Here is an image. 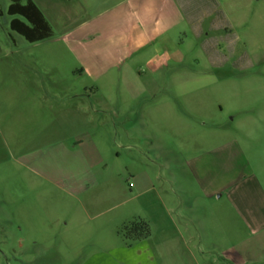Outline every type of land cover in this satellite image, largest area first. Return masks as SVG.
<instances>
[{"label": "rangeland", "instance_id": "374dc122", "mask_svg": "<svg viewBox=\"0 0 264 264\" xmlns=\"http://www.w3.org/2000/svg\"><path fill=\"white\" fill-rule=\"evenodd\" d=\"M9 2L0 0V264L264 262V0L185 14L160 75L114 70L81 97L86 127L55 129V139L46 122L77 84L60 87L62 64H22L43 44L9 29ZM28 81L37 88L23 90ZM134 220L146 237L120 233Z\"/></svg>", "mask_w": 264, "mask_h": 264}, {"label": "crops", "instance_id": "0c3cea01", "mask_svg": "<svg viewBox=\"0 0 264 264\" xmlns=\"http://www.w3.org/2000/svg\"><path fill=\"white\" fill-rule=\"evenodd\" d=\"M31 1L50 24L52 36L30 42L42 43L43 49L22 64L26 65L27 60L34 64H62L65 72L60 87L70 90L69 86L77 84L74 94L66 92L71 99L75 97V101L63 104L60 113L46 122V135L51 139L57 135L55 129L60 132L86 127V107L81 97H85L86 91L96 93L100 88L96 83L114 70L119 68L124 75L140 77L138 69L144 66L149 74L160 75L168 58L164 47L170 38L169 32L182 24L185 14L221 11L207 5L212 0L198 3L195 0ZM22 84L23 90L37 88L29 81ZM54 91L55 88L47 89V95L49 92L54 95ZM71 111L74 119H71ZM259 216L262 217L260 225L264 226V211Z\"/></svg>", "mask_w": 264, "mask_h": 264}, {"label": "trees", "instance_id": "16d2710c", "mask_svg": "<svg viewBox=\"0 0 264 264\" xmlns=\"http://www.w3.org/2000/svg\"><path fill=\"white\" fill-rule=\"evenodd\" d=\"M5 12L11 16L9 29L26 41L36 42L52 36L50 24L31 0H10ZM119 231L134 239H141L149 234L148 224L143 220H134Z\"/></svg>", "mask_w": 264, "mask_h": 264}]
</instances>
